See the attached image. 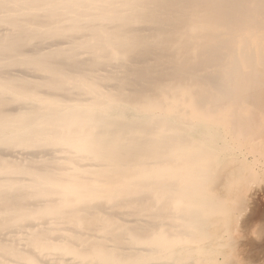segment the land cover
Segmentation results:
<instances>
[{"label":"bare ground","instance_id":"1","mask_svg":"<svg viewBox=\"0 0 264 264\" xmlns=\"http://www.w3.org/2000/svg\"><path fill=\"white\" fill-rule=\"evenodd\" d=\"M5 144L0 264H240L264 0H0Z\"/></svg>","mask_w":264,"mask_h":264},{"label":"rangeland","instance_id":"2","mask_svg":"<svg viewBox=\"0 0 264 264\" xmlns=\"http://www.w3.org/2000/svg\"><path fill=\"white\" fill-rule=\"evenodd\" d=\"M255 186H257L255 188ZM264 174L259 179L258 185H251L252 189L251 191L258 189V191L262 190L264 187ZM255 188V189H254ZM261 188V189H260ZM260 189V190H259ZM257 191V190H256ZM257 191V192H258ZM264 191V189H263ZM262 191V192H263ZM245 199L248 198L243 203L246 205L244 211L239 215L237 223L244 222L246 215L249 212V208L251 205L256 204L257 202H260V199H252V196H250V191H248ZM258 222H254L252 226L249 227V229L240 228L238 227L232 234L234 239V250H233V258L235 257L243 260L240 262V264H244L245 259L247 257L246 248L247 246H250V251L248 253V261L247 264H260L261 260L264 259V237H262V232L259 231V227L257 226ZM261 236V237H260ZM263 239V240H262ZM262 242V243H261ZM263 250V252H262ZM263 254V255H262ZM263 264V261H262Z\"/></svg>","mask_w":264,"mask_h":264},{"label":"snow or ice","instance_id":"3","mask_svg":"<svg viewBox=\"0 0 264 264\" xmlns=\"http://www.w3.org/2000/svg\"><path fill=\"white\" fill-rule=\"evenodd\" d=\"M31 146L35 147V148L51 147L50 144H48V143H46L44 141H39V140L35 141ZM0 147H8V145L7 144L0 145ZM260 227H261V230H262V237H264V222L261 223Z\"/></svg>","mask_w":264,"mask_h":264}]
</instances>
